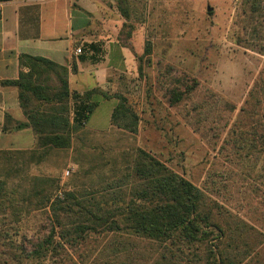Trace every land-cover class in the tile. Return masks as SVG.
<instances>
[{
	"label": "trees",
	"instance_id": "16d2710c",
	"mask_svg": "<svg viewBox=\"0 0 264 264\" xmlns=\"http://www.w3.org/2000/svg\"><path fill=\"white\" fill-rule=\"evenodd\" d=\"M115 4L124 19L118 43L126 47L133 30L131 2L115 0ZM244 5L247 19L259 8L255 0ZM97 45L84 44L81 51L94 50L98 55ZM151 52L152 44L145 40L141 59ZM91 61L99 62L95 56ZM70 71L75 69L20 55L17 79L0 81L2 87L17 89L26 119L13 128H29L35 138L32 150H0V264H117L121 259L130 261L133 251L142 248L153 251L152 256L147 254L149 264L249 262L262 243L259 233L142 148L96 192L61 190L58 179L29 174L30 166L43 163L52 151L72 147L100 100H116L111 126L137 132L139 118L125 96L99 87L70 91ZM176 83L167 92L171 105L190 98L198 87L195 81ZM240 111L243 118L256 121L254 140L231 130L225 143L235 155L228 157L235 166L245 163L254 168L255 161V177H249L264 187V71ZM258 129L260 141L255 139ZM259 142L261 154L249 155ZM36 213L44 215L39 223L33 222Z\"/></svg>",
	"mask_w": 264,
	"mask_h": 264
},
{
	"label": "rangeland",
	"instance_id": "374dc122",
	"mask_svg": "<svg viewBox=\"0 0 264 264\" xmlns=\"http://www.w3.org/2000/svg\"><path fill=\"white\" fill-rule=\"evenodd\" d=\"M245 1L130 0L127 57L110 62L114 68L103 91L128 99L139 118L137 132L110 126L116 100H100L72 147L52 151L43 163L30 166L29 174L54 177L61 190L96 192L142 148L252 226L262 243L243 264H264V187L251 178L257 164L233 165L228 156L234 149L225 143L231 130L254 140L256 121L243 118L240 110L264 71V0H255L259 8L250 19L243 15ZM145 40L152 52L141 59ZM176 81H195L198 87L190 98L171 105L167 92ZM256 146L249 155L261 154L260 142ZM42 218L36 213L33 222ZM147 254L153 251L134 250L130 261L116 263L149 264Z\"/></svg>",
	"mask_w": 264,
	"mask_h": 264
},
{
	"label": "crops",
	"instance_id": "0c3cea01",
	"mask_svg": "<svg viewBox=\"0 0 264 264\" xmlns=\"http://www.w3.org/2000/svg\"><path fill=\"white\" fill-rule=\"evenodd\" d=\"M0 13V81L17 79L19 57L29 55L75 69L68 76L70 91L105 90L114 68L110 62L127 57L128 50L115 39L123 23L115 0H9L0 2ZM89 43L98 44V55L94 50L76 55ZM93 56L99 62L91 61ZM102 60L109 65L103 67ZM25 121L17 89L0 86V150L35 147L29 128H13Z\"/></svg>",
	"mask_w": 264,
	"mask_h": 264
},
{
	"label": "built area",
	"instance_id": "2783aa9c",
	"mask_svg": "<svg viewBox=\"0 0 264 264\" xmlns=\"http://www.w3.org/2000/svg\"><path fill=\"white\" fill-rule=\"evenodd\" d=\"M1 14V13H0ZM75 53H76V55H80V53H81V48H77L76 50H75ZM65 175H69V170H67L66 172H65Z\"/></svg>",
	"mask_w": 264,
	"mask_h": 264
},
{
	"label": "water",
	"instance_id": "95a60500",
	"mask_svg": "<svg viewBox=\"0 0 264 264\" xmlns=\"http://www.w3.org/2000/svg\"><path fill=\"white\" fill-rule=\"evenodd\" d=\"M207 11H211V8H207Z\"/></svg>",
	"mask_w": 264,
	"mask_h": 264
}]
</instances>
